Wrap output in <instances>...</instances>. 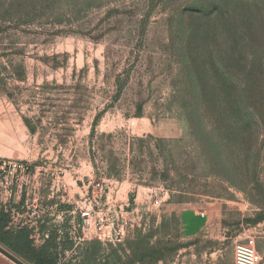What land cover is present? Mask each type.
I'll return each instance as SVG.
<instances>
[{
  "label": "rangeland",
  "instance_id": "374dc122",
  "mask_svg": "<svg viewBox=\"0 0 264 264\" xmlns=\"http://www.w3.org/2000/svg\"><path fill=\"white\" fill-rule=\"evenodd\" d=\"M187 1L0 0V159L42 166L33 246L58 244L56 264L226 262L264 223V88L235 93L247 126L196 116ZM209 203L219 243L181 226Z\"/></svg>",
  "mask_w": 264,
  "mask_h": 264
},
{
  "label": "trees",
  "instance_id": "16d2710c",
  "mask_svg": "<svg viewBox=\"0 0 264 264\" xmlns=\"http://www.w3.org/2000/svg\"><path fill=\"white\" fill-rule=\"evenodd\" d=\"M185 4L177 15L186 28L181 45L200 100L196 116L215 123L228 118L232 125L247 126L250 114L235 93L264 88V0H188ZM8 223L9 215L0 211V243L16 253L22 248L38 253V264H56L50 254H59L58 244L54 249L47 245L37 249L29 228L5 235Z\"/></svg>",
  "mask_w": 264,
  "mask_h": 264
},
{
  "label": "built area",
  "instance_id": "2783aa9c",
  "mask_svg": "<svg viewBox=\"0 0 264 264\" xmlns=\"http://www.w3.org/2000/svg\"><path fill=\"white\" fill-rule=\"evenodd\" d=\"M41 188L42 166L0 159V211L9 215V228H29L33 231V245L42 236L39 233L42 220L32 218L42 199ZM24 210H29L31 216ZM22 213L27 214L28 219L20 220ZM90 214V211H84L81 217L89 219ZM233 261L234 264H257L258 255L253 237H248L244 243L235 246Z\"/></svg>",
  "mask_w": 264,
  "mask_h": 264
},
{
  "label": "crops",
  "instance_id": "0c3cea01",
  "mask_svg": "<svg viewBox=\"0 0 264 264\" xmlns=\"http://www.w3.org/2000/svg\"><path fill=\"white\" fill-rule=\"evenodd\" d=\"M181 226L186 234L199 240L220 242L224 240L220 236L221 211L215 204H207L202 208L194 209L182 207L179 211ZM255 251L258 255L257 264H264V223L253 228ZM251 237V236H250ZM234 264L233 255L228 256L226 262L217 248L210 250L205 255H199L198 264ZM0 264H14L0 254Z\"/></svg>",
  "mask_w": 264,
  "mask_h": 264
},
{
  "label": "water",
  "instance_id": "95a60500",
  "mask_svg": "<svg viewBox=\"0 0 264 264\" xmlns=\"http://www.w3.org/2000/svg\"><path fill=\"white\" fill-rule=\"evenodd\" d=\"M0 254L6 257L8 260H10L14 264H25L22 261H20L18 258H16L15 256H13L11 253H9L7 250L2 248L1 246H0Z\"/></svg>",
  "mask_w": 264,
  "mask_h": 264
}]
</instances>
